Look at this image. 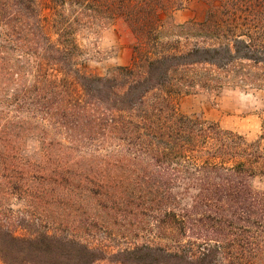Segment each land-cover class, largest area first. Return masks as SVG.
I'll return each mask as SVG.
<instances>
[{
	"label": "trees",
	"instance_id": "trees-1",
	"mask_svg": "<svg viewBox=\"0 0 264 264\" xmlns=\"http://www.w3.org/2000/svg\"><path fill=\"white\" fill-rule=\"evenodd\" d=\"M185 1L0 0V199L27 218L0 208V264H95L83 216L126 244L121 264H264V149L178 108L264 90V0H202L176 24ZM117 23L129 65L90 74L78 36Z\"/></svg>",
	"mask_w": 264,
	"mask_h": 264
},
{
	"label": "rangeland",
	"instance_id": "rangeland-1",
	"mask_svg": "<svg viewBox=\"0 0 264 264\" xmlns=\"http://www.w3.org/2000/svg\"><path fill=\"white\" fill-rule=\"evenodd\" d=\"M211 6L202 0H187L180 10L173 14L176 24L187 21L200 22L207 16ZM78 42L83 50L82 66L92 75L105 76L116 67L128 66L132 57L134 38L120 23L112 28L100 29L95 34L83 32L78 36ZM180 112L187 116H197L210 123H217L222 129L245 136L248 140L260 142L264 149V90L253 88L223 87L217 93L198 91L185 95L178 100ZM25 154L30 156L36 151L34 143H27ZM21 164L28 163L32 172L40 171L43 167L41 157H16ZM36 167V168H35ZM40 168V169H39ZM35 169V170H34ZM2 210L10 208L15 212L13 222L25 217L21 214L23 203L9 198L0 199ZM87 216L76 218L79 224L75 237L92 248L102 249L99 260L95 264H121L116 256L126 244L120 239H112L107 232L96 229V236L85 230L81 223ZM28 234L34 229L28 228ZM36 231V230H35ZM117 231V228H114Z\"/></svg>",
	"mask_w": 264,
	"mask_h": 264
}]
</instances>
